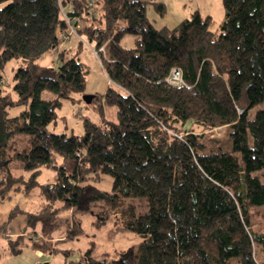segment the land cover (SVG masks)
<instances>
[{
    "label": "trees",
    "instance_id": "trees-1",
    "mask_svg": "<svg viewBox=\"0 0 264 264\" xmlns=\"http://www.w3.org/2000/svg\"><path fill=\"white\" fill-rule=\"evenodd\" d=\"M223 1L214 29L199 10L156 28L150 0H0V198L15 184L26 192L41 186L44 202L28 214V226H41L31 236L34 251L71 253L53 244L56 216L89 193L140 241L116 260L88 250L69 264H264V230L251 219L253 206L264 205V109L249 115L264 102V0ZM63 12L72 23L80 16L77 35L65 37ZM126 34L133 46L123 44ZM74 38L72 54L74 47L62 46ZM85 47L108 78L90 103L102 120L85 118L81 135L56 133L49 125L62 100L86 90ZM55 51L58 65L39 62ZM12 60L17 99L4 93L2 72ZM173 69L181 81L170 79ZM16 105L25 109L9 116ZM106 108L115 109L114 119L104 117ZM220 128L225 135H213ZM19 134L30 144L13 150L22 145H11ZM44 168L55 169L53 182H39ZM105 176L111 191L93 184ZM134 197L145 205L124 201ZM80 231L74 222L63 239Z\"/></svg>",
    "mask_w": 264,
    "mask_h": 264
},
{
    "label": "rangeland",
    "instance_id": "rangeland-1",
    "mask_svg": "<svg viewBox=\"0 0 264 264\" xmlns=\"http://www.w3.org/2000/svg\"><path fill=\"white\" fill-rule=\"evenodd\" d=\"M147 5V15L151 23L156 28L163 26L173 28L182 19L191 16L195 10H199L203 18L211 15L215 23V29L221 23L225 16V7L223 0H150ZM162 2L165 8H159L153 2ZM123 44L126 46L134 45V36L126 34L123 38ZM77 40L74 38L69 42L70 47H74ZM66 43L65 46L69 47ZM77 48L74 47L70 53L74 54ZM70 56V55H68ZM80 58L85 61L90 70L87 76L86 90L82 94L74 95V99L62 100V106L56 109V116L49 129L56 133H66L68 135L84 133L83 120L90 118L93 121L99 122L103 115L95 107L94 104H86L84 95L103 94L108 87V78L105 74L98 58L91 49L85 47L80 51ZM39 62L46 64L58 65L57 53H49ZM18 62L12 60L7 63L4 71V93L10 94L14 99H17V93L13 90V72L17 67ZM45 98H52L53 93L45 91ZM25 109L24 105H16L9 108V116H16ZM259 109H264V102L250 109V117H253ZM104 117L110 119L115 118V109H104ZM225 128H220L214 131L213 135L223 137ZM16 142H21L22 145H29V136L19 134L16 136L11 145ZM12 170L15 174H21L20 168H16L17 162L11 161ZM264 181V169L258 173ZM56 171L52 168H44L39 179L41 184L53 182L56 179ZM3 179V173L0 170V181ZM98 189L103 191H111L113 179L111 176H105L99 182L93 183ZM23 186V183H20ZM145 198L134 197L125 198L126 203H133L139 207H143ZM44 202L41 186L34 187L31 191L26 192L23 188L13 189L7 193L5 198H0V224L8 220L12 209L18 206L22 211H18L12 216L9 222V230L14 233L26 231L27 234L23 237H12L14 244L10 247L9 238L0 234V264H34L40 260L41 264H69L70 261L78 260L86 254L88 250L95 258L116 260L122 256L124 252L135 250L139 243L138 236L122 228V224L118 217L108 212L103 213L106 209L102 201L91 199L89 193L79 197V201L71 206L62 207L56 216L55 229L52 231V236L55 238L53 244L63 250H70L67 254L64 251L54 253H44V256L37 257L34 248L32 247V237L34 231H40V224L28 226V214L35 213L41 208ZM64 205V201H58L56 206ZM251 219L255 228L264 230V205H255L252 208ZM82 229L78 234H73L71 238L64 240L63 238L68 233L73 223ZM33 231V232H32ZM31 232V233H30ZM29 234V235H28ZM37 237V236H36ZM38 238H43L40 236ZM9 242V243H8ZM8 243V249L5 245ZM130 256H126V261H129Z\"/></svg>",
    "mask_w": 264,
    "mask_h": 264
},
{
    "label": "crops",
    "instance_id": "crops-1",
    "mask_svg": "<svg viewBox=\"0 0 264 264\" xmlns=\"http://www.w3.org/2000/svg\"><path fill=\"white\" fill-rule=\"evenodd\" d=\"M70 45V44H69ZM62 47H65V45H63ZM61 47V48H62ZM60 48V49H61ZM54 53H57L56 51L54 52ZM14 173V172H13ZM15 174V173H14ZM17 175V174H16ZM13 187H15L16 189H24V187L22 186V185H20V184H15ZM13 187L8 191V192H10L12 189H13ZM7 192V193H8ZM7 195V194H6ZM6 195L3 197V198H5L6 197ZM14 209H17V210H20V211H22L18 206H15L13 209H12V211L14 210ZM9 219V218H8ZM8 220H6V221H3V223L2 224H0V226H3V225H5V222H7ZM8 225H9V223L7 224V227H5V230L4 231H0V234H3L4 236H6V237H8L9 238V242L10 241H16V239L15 240H13V238L12 237H14V236H18L19 238L20 237H23L24 235H26L27 234V232L24 230V231H22V232H20V233H15V235H14V233H12L10 230H9V227H8ZM33 232V231H32ZM31 233V232H30ZM29 235V234H28ZM34 235V234H33ZM55 239V238H54ZM53 239V240H54ZM8 242V243H9ZM8 243H7V245H5V249L7 250L8 249ZM36 252V255H37V257H41V256H44L43 254V252L42 251H39V250H37V251H35ZM34 264H41V261L40 260H37V261H35V263Z\"/></svg>",
    "mask_w": 264,
    "mask_h": 264
},
{
    "label": "built area",
    "instance_id": "built-area-1",
    "mask_svg": "<svg viewBox=\"0 0 264 264\" xmlns=\"http://www.w3.org/2000/svg\"><path fill=\"white\" fill-rule=\"evenodd\" d=\"M61 1V0H59ZM63 10V9H62ZM64 13V16L68 22V32L66 33L67 35L65 37H70L72 35H77V31H76V27L78 26V24L81 22V18L80 16H75L73 18V22H71V20L68 18L67 14L65 12ZM172 81H181V72L178 70V69H173L172 71V76L170 78Z\"/></svg>",
    "mask_w": 264,
    "mask_h": 264
},
{
    "label": "water",
    "instance_id": "water-1",
    "mask_svg": "<svg viewBox=\"0 0 264 264\" xmlns=\"http://www.w3.org/2000/svg\"><path fill=\"white\" fill-rule=\"evenodd\" d=\"M93 96L91 94L84 95V100L87 104H90L92 102ZM48 264V263H45Z\"/></svg>",
    "mask_w": 264,
    "mask_h": 264
}]
</instances>
